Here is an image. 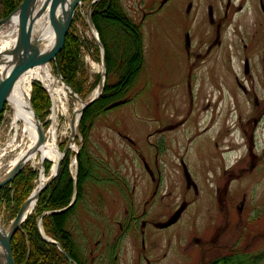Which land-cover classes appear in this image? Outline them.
<instances>
[{"label":"rangeland","instance_id":"374dc122","mask_svg":"<svg viewBox=\"0 0 264 264\" xmlns=\"http://www.w3.org/2000/svg\"><path fill=\"white\" fill-rule=\"evenodd\" d=\"M91 1L83 0L74 16V20L79 17L75 25L79 40L90 45L81 54L89 89L103 71L102 51L88 25ZM121 3L128 16L142 24L144 67L128 94L130 102L100 116L90 132L86 158L92 160L93 178L71 225L79 250L88 257V264H145L139 261V228L131 229L134 233L116 245L118 260L112 263L108 256L120 224L127 221V212L129 219L131 214L136 217L146 210L145 219L163 222L169 211L186 203V211L172 230H152L159 234L155 237L149 234L148 242L157 243L152 258L156 264H211L218 259L226 264H264V0H232L222 23L218 19L225 16L226 0ZM209 7L213 8L214 23L210 22ZM94 44L100 49L97 57ZM48 62L58 81L68 85L56 56ZM111 81L116 82L114 77ZM39 83L50 99L49 114L41 120L46 141L51 140L55 127L63 152L80 100L92 97L99 83L85 98L69 95L67 112L59 107L54 123L52 96ZM1 114L3 172L17 150L7 147L13 138V111L6 105ZM74 144L77 149L70 150L69 168L76 176L75 154L83 146L79 126ZM156 162L162 174L158 194H169L161 202L154 198L155 184L143 165L155 172ZM181 163L187 165L198 195L186 189ZM27 167L38 171L35 190L41 164L36 159ZM51 169L52 163L45 172L48 177ZM227 179L231 180L225 201L222 188ZM12 221L11 210L0 202L1 226L8 229ZM199 240L203 241L201 247ZM211 240L217 246L210 252L206 244Z\"/></svg>","mask_w":264,"mask_h":264},{"label":"trees","instance_id":"16d2710c","mask_svg":"<svg viewBox=\"0 0 264 264\" xmlns=\"http://www.w3.org/2000/svg\"><path fill=\"white\" fill-rule=\"evenodd\" d=\"M22 1L0 0V20L7 18ZM78 19L77 16L64 45L57 52L56 63L67 84L76 94L85 98L99 83L100 75L95 85L89 89L81 54L83 48L90 45L79 40L75 26ZM92 20L105 50L106 83L101 97L84 111L79 124L83 146L78 157L77 181H74L69 168L72 155L70 151L62 162L60 174L42 192L35 210L13 237L11 250L16 264H70L63 252L42 236L38 226L41 216L45 236L60 244L73 264L89 263L88 257L79 250L71 231L75 215L86 197L89 180L93 178L92 160L86 158L87 142L96 120L106 114L110 110L109 107L117 103L122 105L130 102L128 94L144 67L142 24L136 23L128 16L121 0H99L92 7ZM93 47L96 52L94 56L97 57L100 49L95 44ZM113 77L116 82L111 81ZM31 101L37 115L44 121L49 114L50 99L39 82L32 85ZM1 120L2 114L0 124ZM50 168L51 162H46L45 172L47 173ZM37 176L38 171L26 167L13 182L0 190V202H5L11 210L12 219L34 191ZM73 198L75 202L69 207ZM115 249L113 245L112 250H109L108 256L111 257L112 263Z\"/></svg>","mask_w":264,"mask_h":264},{"label":"water","instance_id":"95a60500","mask_svg":"<svg viewBox=\"0 0 264 264\" xmlns=\"http://www.w3.org/2000/svg\"><path fill=\"white\" fill-rule=\"evenodd\" d=\"M65 0H42L39 3V0H24V2L15 10L9 17L6 19L0 20V39H4L7 34L8 30L14 25H18V36H17V43L13 49L12 53H9L8 50L3 51L0 53V114L5 109L6 105H8L14 113H19L18 108L16 106V101L14 102L11 99V95L13 96L17 90V85L22 77L30 70L32 66H34L37 62L41 60H52L55 59L57 52L62 48L65 43L66 37L69 33L71 28L74 15L78 6L83 2V0H73L68 7L64 6ZM99 0H93L88 8V25L92 30H95L97 36L94 37L95 42L101 48L102 51V64H103V73L101 75V79L99 81L97 89L99 93L95 97H90L87 101H81V108L79 111H76L71 119V138L69 144L66 146L65 150L62 152L63 157L58 166V170L54 175H51L47 182L34 191L31 196L24 202L21 209L19 210L18 214L16 215L15 219L12 221L10 232L4 242L3 250L0 249V264H16L12 250L11 244L14 235L17 231L21 228L22 224L27 219V211L28 206L31 200H35L36 202L39 200L42 192L50 186V184L58 177L62 161L65 158L66 154L69 150L72 149L71 144L75 143V139L77 136V127L79 122L82 118L84 111L95 103L100 97L103 92L105 86V73H106V59H105V50L101 44L99 34L97 33L93 20H92V7L95 3ZM37 7L39 8L37 13H35ZM51 7V11L56 19V34H55V41L52 47L45 48L41 44V39L36 37L34 34V24L35 18L37 15L46 14L47 10ZM210 16L213 14V9L210 8L209 10ZM187 43H190V39L188 36ZM9 66V71H5L4 73L1 72L2 65ZM246 69H248V65H246ZM74 96L80 98L77 94L73 92ZM118 106L117 104L112 105L109 109ZM30 116L25 117L24 119L30 122L36 130V139L32 146L23 153L21 158L18 160L16 165L11 168L7 172L0 173V190L5 187L6 185L10 184L15 180V178L27 167L29 162L31 161V157L38 152L41 151L46 145V133L44 124L42 123L41 119L37 115L32 102L31 97L28 102V107H26ZM77 116H79L77 121ZM23 117V116H22ZM78 122L77 126L75 127L73 124ZM76 160H78V151L76 153ZM42 173H45V161H42L41 169H40V176ZM188 179L189 176L187 175ZM75 202V198L72 200L69 207L73 206ZM185 210V206H181L178 211L173 215L172 219L164 226L169 227L175 224L179 218L181 217L182 213ZM42 217L39 219V230L43 235L44 239L50 243L55 244L60 251L63 252L65 257L68 259L70 264H73V261L69 257V255L63 251L60 244L51 240L50 238L46 237L43 233L41 221Z\"/></svg>","mask_w":264,"mask_h":264},{"label":"bare ground","instance_id":"6f19581e","mask_svg":"<svg viewBox=\"0 0 264 264\" xmlns=\"http://www.w3.org/2000/svg\"><path fill=\"white\" fill-rule=\"evenodd\" d=\"M41 1L42 0H39V3ZM72 1L73 0H65L64 6L68 7V5ZM38 9L39 8L37 7L35 13H37ZM7 32H8L7 36L4 39H0V53L6 50H8L9 53L13 52V49L17 43L18 25L14 24ZM34 34L36 37H39L41 39V44L43 47L45 48L52 47L56 37L55 36L56 19L53 15V12L51 11V7L47 10L46 14L36 16L35 24H34ZM95 36H97V34L95 30H93V38ZM102 69H103V65H102ZM9 70H10L9 66H7L6 64L1 66V72L4 73L5 71L8 72ZM37 80L44 84V87L48 89L50 95L52 96L53 103L55 106L52 114L53 123L57 119V109L61 107L64 113L67 112L68 109L66 103L68 102V97L69 95L74 96L73 91L68 87V85H66L65 83H60L58 81L56 76L53 74L51 65L47 60H41L30 68V70L19 81L17 85V90L14 93V95L13 96L11 95V99H13L14 102L16 101V106L18 108L19 113L13 112L12 126H11L13 132V136H12L13 138L7 142L8 145L7 147H12L16 149L17 153L16 156L10 162L8 168L4 170L5 172L9 171L11 168H13L16 165V163L21 158L23 153H25V151H27V149H29L32 146V144L36 139L35 128L30 122L24 119V116L25 117L30 116L26 107H28V102L31 97L33 82ZM98 93L99 90L96 89L92 97L97 96ZM80 108H81V104L76 109V111H79ZM78 118L79 116H77V121ZM77 121L75 122V124H73L75 127L78 124ZM21 130L23 134H21ZM19 138L20 141L18 140ZM71 147L73 150L77 149V146L75 144L74 145L71 144ZM62 157L63 154L61 149L59 148L56 128L53 127L51 140H48L46 142L45 147L41 149L40 152H38L37 154L31 157V161L38 159L41 165L43 160L45 162L50 161L52 163L51 175H54L58 170V166L62 160ZM1 159L2 156H0V160ZM75 163L76 162L74 161V164ZM1 165L2 163L0 162V170L2 168ZM3 172L0 171V173ZM49 177L46 175V173H42L38 181V185L34 191L42 187L47 182ZM36 205L37 202L32 199L28 206L27 216L33 213ZM10 229L11 226L8 229H4L0 224L1 250H3L4 242L10 232Z\"/></svg>","mask_w":264,"mask_h":264},{"label":"flooded vegetation","instance_id":"af4514ba","mask_svg":"<svg viewBox=\"0 0 264 264\" xmlns=\"http://www.w3.org/2000/svg\"><path fill=\"white\" fill-rule=\"evenodd\" d=\"M231 6H232V0H226L225 16L223 18L218 19L219 23H222L228 17V13L231 9ZM261 6H262V9L264 10L263 3H261ZM189 7L191 8V4L189 5ZM210 8H212V7H209V10H210ZM214 21H215V18L212 14V16H210V22L214 23ZM188 36L190 39L189 33H187V35H186V49H187V51H189V49L191 47V39H190V43L189 44L187 43ZM188 54L190 55L189 52H188ZM246 65H248V69H246ZM248 72H249V62H248V60H246V62H245V73H248ZM254 136H256L255 133H254ZM143 165H144V169H145L146 173L148 174L151 182L155 184L156 189L154 191V198H157V200L161 202V199L164 198V195H169V194L168 193L167 194H158V191H159V188L161 187V182H162V174H161V171L159 168V163L156 162L155 172H153L152 168L148 167L146 164H143ZM145 165H146V168H145ZM180 165L182 166V169H183V175L185 178L186 189L188 191H193L196 195H198V192H199L198 187L195 184V182L193 181V178H192V176L188 170L187 165L185 163H181ZM187 175L189 176V179H188ZM238 176L240 177L241 174H238ZM230 180L231 179H227L226 186L224 188H222V190H224L223 197H224L225 201L227 200V196H228V192H229L228 186H229ZM219 189H218V191H219ZM219 202H220L219 205L222 204L221 201H219ZM183 205L185 206V210H184V212H185L186 208H187V204L183 203L181 206H183ZM181 206L176 208L174 211H169L168 212V218L163 222L150 221L148 219H145L144 217L147 215L146 210L143 211L142 215H139L136 217L133 214H131L129 219H128V216H129L128 213L129 212H127V221L125 223L120 224V226H119L120 232H119V236H117L115 239V244H114L115 247H116V245H119L122 237L126 236L127 234L130 235V234L134 233V232H132L131 229H133V231H136L137 228H139L140 234H141V245H140L141 251L139 252V261L144 262L145 264H156L155 260H152V258L154 259V257H153L154 253L153 252L157 248V243L155 241L148 242V239L150 237L149 234L151 233V235L153 237H155L156 235H159V234H153L151 232L152 230H155L156 232L160 231L162 233L167 232L169 229L172 230L178 224V222L180 221L184 212L182 213L181 217L179 218V220L175 224H173L169 227H164V226L172 219L173 215L178 211V209ZM222 209H223V207H222ZM239 211L240 212L242 211V207H240ZM133 223H134V225H133ZM215 243H216V241L211 240L208 244H206L207 251L211 252L214 248H216L217 245H215ZM197 244L201 247V245H203V241L199 240ZM112 248H113V246L109 247V250L110 249L112 250ZM108 255H109V251H108ZM166 255H167V253L165 254V256ZM116 259H118V256H116L114 258V260H116ZM211 264H226V262L224 261V259H220V260L218 259V260L212 262Z\"/></svg>","mask_w":264,"mask_h":264},{"label":"built area","instance_id":"2783aa9c","mask_svg":"<svg viewBox=\"0 0 264 264\" xmlns=\"http://www.w3.org/2000/svg\"><path fill=\"white\" fill-rule=\"evenodd\" d=\"M11 131H12V130H11ZM11 131H10V132H11Z\"/></svg>","mask_w":264,"mask_h":264}]
</instances>
